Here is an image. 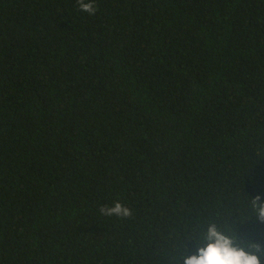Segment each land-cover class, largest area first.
<instances>
[{
    "label": "trees",
    "instance_id": "16d2710c",
    "mask_svg": "<svg viewBox=\"0 0 264 264\" xmlns=\"http://www.w3.org/2000/svg\"><path fill=\"white\" fill-rule=\"evenodd\" d=\"M96 4L0 0V264L264 261V0Z\"/></svg>",
    "mask_w": 264,
    "mask_h": 264
},
{
    "label": "clouds",
    "instance_id": "9594fccd",
    "mask_svg": "<svg viewBox=\"0 0 264 264\" xmlns=\"http://www.w3.org/2000/svg\"><path fill=\"white\" fill-rule=\"evenodd\" d=\"M81 12L95 15L98 8L96 0H76ZM252 208L255 219L264 221V202L257 197L252 200ZM99 212L104 216H116L121 218L130 217L132 210L116 201L112 206H101ZM234 228V227H233ZM233 234L223 232L216 224L209 226L202 245H198L197 253L186 255L183 264H264L261 256L256 251H249L248 248L237 244ZM251 247L264 251V245L256 242Z\"/></svg>",
    "mask_w": 264,
    "mask_h": 264
}]
</instances>
